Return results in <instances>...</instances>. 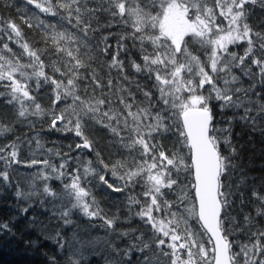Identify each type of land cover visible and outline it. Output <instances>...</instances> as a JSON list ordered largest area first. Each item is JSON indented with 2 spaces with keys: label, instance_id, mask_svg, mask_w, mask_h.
Instances as JSON below:
<instances>
[{
  "label": "snow or ice",
  "instance_id": "1",
  "mask_svg": "<svg viewBox=\"0 0 264 264\" xmlns=\"http://www.w3.org/2000/svg\"><path fill=\"white\" fill-rule=\"evenodd\" d=\"M0 102V137L27 128L0 141V235L25 217L65 253L48 264L97 243L105 264H264V179L233 135H264V0H0Z\"/></svg>",
  "mask_w": 264,
  "mask_h": 264
},
{
  "label": "trees",
  "instance_id": "2",
  "mask_svg": "<svg viewBox=\"0 0 264 264\" xmlns=\"http://www.w3.org/2000/svg\"><path fill=\"white\" fill-rule=\"evenodd\" d=\"M22 2L23 0H13V3L17 5L22 4ZM11 15L13 18L17 19V23H20L15 8L11 10ZM25 31L29 36L35 38L33 30L25 28ZM245 83H248L246 79ZM0 114L7 115L9 117L12 115V113L6 110L4 107H0ZM8 122L9 121H5V123ZM11 123L14 125V131L12 133L6 134L3 137H0V141L8 140L14 138L15 135H23L25 132H27V128L21 126L19 123H15L14 121H11ZM41 135L46 148L53 147V142H55L56 146H61V151H67V145L73 143L74 140H78V138H75L72 133L63 135L60 132L45 130L41 133ZM233 135L237 145L242 146L240 150L241 161L247 168V171L251 176L257 179H264V135H261L258 131H251L249 128L243 126L239 122L235 125ZM173 139H175V137H173ZM100 146L107 149L106 141H101ZM84 151L87 155L92 156V154L87 153V150ZM71 155L75 156L76 153L73 152ZM25 158L30 159L31 157L25 154ZM38 158L42 159L43 157L40 156ZM56 162L58 163L59 161L57 160ZM19 167L21 172L25 174L33 171V169L30 168H24L22 166ZM39 167L41 166H36V168ZM106 179L111 180V177L106 176ZM52 183L54 186L59 187L57 182L53 181ZM108 191L110 192V190ZM96 195L103 207L106 209L113 207V204L108 199H105L101 192L97 191ZM110 195L111 197H123L124 193L110 192ZM15 203V198L11 195V193L6 191L5 194L0 195V221H7L12 216L17 214L14 207ZM41 218L43 219V217ZM77 219L82 225L87 223V220L83 218L77 217ZM13 227L17 234L16 236L9 237L7 234L0 235V264H48L47 255H58L60 257L65 255L64 252H57L56 246L51 241L44 240L43 237L38 236L37 230L35 228L29 230L25 217L16 220L13 224ZM80 235L84 239H95L99 237L102 240L104 237V229L97 227L95 229L89 230L88 232L80 231ZM36 240L40 241L39 246L25 244V241ZM69 241L74 243V241H72V231L66 230L65 242L68 243ZM77 247L81 246L77 245ZM102 247L103 245L101 243H97L94 246L82 248L85 256L82 264H105L104 260L101 258V255L95 254L93 251L94 248L99 249Z\"/></svg>",
  "mask_w": 264,
  "mask_h": 264
}]
</instances>
